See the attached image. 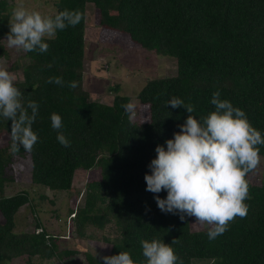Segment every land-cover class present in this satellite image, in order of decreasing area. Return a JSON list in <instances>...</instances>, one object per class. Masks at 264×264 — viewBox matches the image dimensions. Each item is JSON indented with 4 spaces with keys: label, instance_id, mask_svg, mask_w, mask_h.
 Returning <instances> with one entry per match:
<instances>
[{
    "label": "trees",
    "instance_id": "trees-1",
    "mask_svg": "<svg viewBox=\"0 0 264 264\" xmlns=\"http://www.w3.org/2000/svg\"><path fill=\"white\" fill-rule=\"evenodd\" d=\"M99 11V25L127 35L130 42L157 55L175 59L172 75L148 79L136 95L147 105L149 118H132L131 96L113 91L110 102L91 96L84 88L86 6ZM56 10L78 11L82 19L75 27L58 31L47 40L48 51L19 50V61L8 69L21 70L15 81L23 102L36 101L38 115L31 125L38 140L31 150H12L11 121L0 117V264L26 256L36 260H68L79 249L60 246L57 235L41 230L15 231V216L30 200L27 190L5 195L7 184L26 163L30 182L51 192L70 191L78 169H98L100 178L85 184L73 214V237L110 244L106 255L127 251L143 261L142 240L162 239L174 249L182 264H264V177L253 181L250 172L246 217L235 218L228 229L209 240L208 227L192 230L190 218L164 213L154 194L146 191L144 174L156 156L155 146L180 131L185 109L166 106L173 97L194 106L199 119L214 110L212 94L219 91L264 135V0H57ZM12 11L10 0H0V60L11 59L6 37ZM51 63L52 67H47ZM65 81L60 87L46 83L49 77ZM75 81L76 88L67 87ZM115 94V95H114ZM61 116L60 130L70 142L64 147L51 126L50 116ZM31 114V110H29ZM264 163V145L260 146ZM22 161V162H20ZM166 191L158 194L166 197ZM43 199L44 194H40ZM35 211V205L31 206ZM74 209V210H73ZM173 239L177 243H172ZM84 264H104L84 250ZM59 264H64L59 262ZM179 264V261H178Z\"/></svg>",
    "mask_w": 264,
    "mask_h": 264
},
{
    "label": "clouds",
    "instance_id": "clouds-1",
    "mask_svg": "<svg viewBox=\"0 0 264 264\" xmlns=\"http://www.w3.org/2000/svg\"><path fill=\"white\" fill-rule=\"evenodd\" d=\"M81 19L78 11L65 9L54 15L45 14L26 6L25 0H16L5 40L9 48L44 53L49 48L47 40L55 39L58 31L75 27ZM15 81L16 76L7 67L0 66V117L11 121L12 150L16 151L18 146L31 150L38 140L31 125L39 105L36 101L25 104ZM46 83L65 86L59 76L49 77ZM67 87L76 88L77 84L70 81ZM211 104L214 110L197 119L192 115L191 103L186 104L178 97L168 101L166 106L182 107L187 116L178 125L180 131L165 140L166 147L155 146L156 156L148 164L150 174H144L146 191L154 194L157 207L164 213L179 215L182 221L187 216L207 225L209 240L223 234L235 218L246 217L245 201L249 198L246 177L258 168L260 146L264 145V135L252 126L243 110L221 99L219 91L212 94ZM50 120L52 128L57 130V141L70 147L69 140L60 131L61 116L53 113ZM161 191H166V197L155 195ZM141 246L143 261L134 260L127 251L104 255L101 259L104 264H178V261L182 264L171 245L162 239H145Z\"/></svg>",
    "mask_w": 264,
    "mask_h": 264
},
{
    "label": "rangeland",
    "instance_id": "rangeland-1",
    "mask_svg": "<svg viewBox=\"0 0 264 264\" xmlns=\"http://www.w3.org/2000/svg\"><path fill=\"white\" fill-rule=\"evenodd\" d=\"M57 0H25L26 6L35 8L45 14H53L56 10ZM12 8L16 0H10ZM3 43L7 46L5 40ZM8 47V46H7ZM11 59L9 61L0 60V66L7 67V70L20 78L21 70L12 71L8 65L18 62L20 59L19 50L9 48ZM84 88L91 93L93 98L110 102L113 91L118 86V93L131 96L130 109L132 118L139 121H146L149 118L147 105L141 104L136 99V95L148 79L163 75H172L175 72L176 63L172 57L157 55L149 50L143 49L130 42L127 35L99 25V11L93 4L86 6V28H85V59H84ZM115 95V94H114ZM8 135L0 136V146L7 144ZM22 162V161H20ZM30 170L26 163L23 168L19 167L15 173V180L5 187L4 194L12 195L22 189L27 190L30 200L20 207L15 216V231H35L34 221L39 218L43 228L52 235H57L60 246H68L79 249L80 252L73 255L68 260L59 261L36 260V264H84V250H89L98 254L100 258L106 255L111 245L103 241L91 239H78L73 237V214L68 213L69 208H76L79 204L80 194L84 190L85 184L100 178L98 169L83 170L78 169L74 175L73 188L70 191L51 192L49 189L39 185H32L30 182ZM264 177V163L259 164L252 174V180L257 181ZM44 194V198H40ZM35 205L33 211L31 206ZM73 209V210H74ZM190 218L192 230H200L208 227L195 222ZM4 220L0 212V222ZM8 264H28L27 257L21 256L9 261ZM203 264H208L207 262Z\"/></svg>",
    "mask_w": 264,
    "mask_h": 264
}]
</instances>
